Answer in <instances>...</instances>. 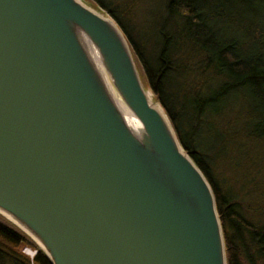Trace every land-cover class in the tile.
I'll list each match as a JSON object with an SVG mask.
<instances>
[{
  "label": "water",
  "instance_id": "water-1",
  "mask_svg": "<svg viewBox=\"0 0 264 264\" xmlns=\"http://www.w3.org/2000/svg\"><path fill=\"white\" fill-rule=\"evenodd\" d=\"M157 104L111 17L0 0V215L51 264H226L213 192Z\"/></svg>",
  "mask_w": 264,
  "mask_h": 264
},
{
  "label": "trees",
  "instance_id": "trees-1",
  "mask_svg": "<svg viewBox=\"0 0 264 264\" xmlns=\"http://www.w3.org/2000/svg\"><path fill=\"white\" fill-rule=\"evenodd\" d=\"M87 1L116 22L143 86L208 182L226 264H264V0ZM0 264L51 262L0 215Z\"/></svg>",
  "mask_w": 264,
  "mask_h": 264
},
{
  "label": "bare ground",
  "instance_id": "bare-ground-1",
  "mask_svg": "<svg viewBox=\"0 0 264 264\" xmlns=\"http://www.w3.org/2000/svg\"><path fill=\"white\" fill-rule=\"evenodd\" d=\"M95 60L97 61L96 58H95ZM97 66H98V70H99L101 76L105 79V81L108 84L107 75H106L103 67L100 65V63L98 61H97ZM111 90H112V92H113V94L115 96V100L117 102V106L120 109V111L122 112V114L125 116L129 126L136 128L137 127L136 119L132 116L131 112L129 111L128 107L123 103V101L121 99H119V97L116 95V93L114 92L112 87H111ZM151 98H152V95H151ZM157 106L159 107L160 105L157 104Z\"/></svg>",
  "mask_w": 264,
  "mask_h": 264
},
{
  "label": "rangeland",
  "instance_id": "rangeland-1",
  "mask_svg": "<svg viewBox=\"0 0 264 264\" xmlns=\"http://www.w3.org/2000/svg\"><path fill=\"white\" fill-rule=\"evenodd\" d=\"M82 3H84L85 5H87V6H89V4L87 3L88 1L87 0H80ZM107 4H110V2L112 1V0H104ZM89 7H91V6H89ZM149 8H154V4H153V2L151 1L150 3H149ZM98 11H100L103 15H106V16H109L110 17V15H108L105 11H102V10H100V9H97ZM136 22L137 23H140V18H136Z\"/></svg>",
  "mask_w": 264,
  "mask_h": 264
},
{
  "label": "built area",
  "instance_id": "built-area-1",
  "mask_svg": "<svg viewBox=\"0 0 264 264\" xmlns=\"http://www.w3.org/2000/svg\"><path fill=\"white\" fill-rule=\"evenodd\" d=\"M23 251H24L25 253H27V254H28V253H31V252H30L28 249H26V248H25Z\"/></svg>",
  "mask_w": 264,
  "mask_h": 264
}]
</instances>
